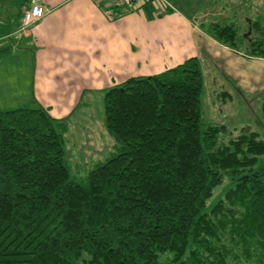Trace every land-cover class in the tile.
Returning a JSON list of instances; mask_svg holds the SVG:
<instances>
[{
  "label": "trees",
  "instance_id": "trees-1",
  "mask_svg": "<svg viewBox=\"0 0 264 264\" xmlns=\"http://www.w3.org/2000/svg\"><path fill=\"white\" fill-rule=\"evenodd\" d=\"M221 23L203 29L264 58L260 22L257 39ZM201 91L196 57L105 89L118 151L79 180L64 162L66 119L0 111V264H264L261 129L203 124Z\"/></svg>",
  "mask_w": 264,
  "mask_h": 264
},
{
  "label": "crops",
  "instance_id": "crops-1",
  "mask_svg": "<svg viewBox=\"0 0 264 264\" xmlns=\"http://www.w3.org/2000/svg\"><path fill=\"white\" fill-rule=\"evenodd\" d=\"M20 2L15 23L0 24V42L7 41L0 45V111L40 107L53 119H66L70 131L79 123L71 115L87 109L93 98L101 99L105 89L129 77L162 72L189 57L222 69L220 75L235 92L264 93V58L245 54L247 44L242 51L224 47L202 25L209 6L216 17L229 15L230 23L240 10L248 27L254 20L264 23V0H155L168 10L155 16L143 5L117 18L105 16L104 0ZM33 2L46 12L21 32V15ZM79 143L81 151H94L83 138Z\"/></svg>",
  "mask_w": 264,
  "mask_h": 264
},
{
  "label": "rangeland",
  "instance_id": "rangeland-1",
  "mask_svg": "<svg viewBox=\"0 0 264 264\" xmlns=\"http://www.w3.org/2000/svg\"><path fill=\"white\" fill-rule=\"evenodd\" d=\"M20 1L21 0H0V24L4 23V26L8 27L15 23L17 9L22 3ZM159 9L161 11L164 10L162 7ZM204 9L205 11L202 19L205 22L202 25L215 22L230 24L231 19H229V15L228 18H226V14L220 13L218 18L214 16L215 13H211L214 12L213 7L209 6L208 9L207 7ZM155 16H158V14L155 13ZM245 20V13L241 10L239 11V17L237 19L232 18V21L240 28L239 36L242 37L246 35L248 38L257 39L258 33L250 30ZM254 21V23H256L261 20ZM260 24L264 26V23ZM2 44L6 45L7 41L3 40L0 42V45ZM242 49L244 50V48H238V50L241 51ZM198 59L202 78V91L200 95L201 122L205 125L222 124L228 128L226 131H228L229 136L237 135L240 127L249 124L254 131L261 129L260 132L263 135L261 137L264 139V116L260 109L263 101L259 98V94L254 97L248 94L235 92L232 87L233 84L220 75L222 73L220 70L222 71V69L218 71V67L208 62L207 59ZM221 92L223 94H221ZM92 101L87 109L83 111L79 110L78 115H71V119L74 121L76 118L75 122L79 123L72 125L70 131L68 130L64 136L67 143L66 145L64 144L66 156L64 162L68 167L70 176L76 180L83 179L87 171L94 167L97 162L104 161L115 155L118 151L119 145L113 137L106 132L103 126L102 100L93 98ZM82 138L91 145L94 151L85 153L79 149V139L82 142ZM84 146L86 145L83 142V147ZM94 152L96 154L92 155ZM76 153L79 154L75 156L74 159L71 158L69 161L67 160L69 155L72 156ZM95 158H97V160H95ZM225 184L226 183H223L220 187L214 189L212 197L207 201V205L220 195Z\"/></svg>",
  "mask_w": 264,
  "mask_h": 264
},
{
  "label": "built area",
  "instance_id": "built-area-1",
  "mask_svg": "<svg viewBox=\"0 0 264 264\" xmlns=\"http://www.w3.org/2000/svg\"><path fill=\"white\" fill-rule=\"evenodd\" d=\"M93 3H99L103 0H91ZM106 1L105 7L106 12L105 16L107 18L121 16L124 13L129 11H133L137 8H140L143 5L148 4L153 8V14H160L162 12L159 8L162 7L164 9V5L159 6L158 2L155 0H104ZM46 10L40 4L33 2L28 9L23 11L20 18V29L19 31L23 32L29 27H31L34 23L39 21L45 14Z\"/></svg>",
  "mask_w": 264,
  "mask_h": 264
}]
</instances>
